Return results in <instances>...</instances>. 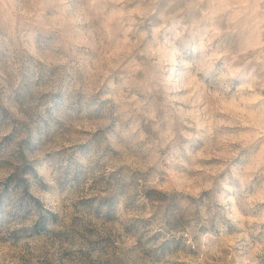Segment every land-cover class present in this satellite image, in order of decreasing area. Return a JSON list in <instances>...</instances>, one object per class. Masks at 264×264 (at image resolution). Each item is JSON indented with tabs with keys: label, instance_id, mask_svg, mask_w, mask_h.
I'll return each mask as SVG.
<instances>
[{
	"label": "rangeland",
	"instance_id": "374dc122",
	"mask_svg": "<svg viewBox=\"0 0 264 264\" xmlns=\"http://www.w3.org/2000/svg\"><path fill=\"white\" fill-rule=\"evenodd\" d=\"M0 264H264V0H0Z\"/></svg>",
	"mask_w": 264,
	"mask_h": 264
}]
</instances>
